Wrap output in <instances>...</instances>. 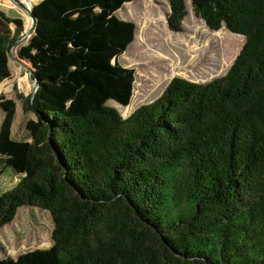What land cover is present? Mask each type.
Here are the masks:
<instances>
[{"label":"trees","instance_id":"1","mask_svg":"<svg viewBox=\"0 0 264 264\" xmlns=\"http://www.w3.org/2000/svg\"><path fill=\"white\" fill-rule=\"evenodd\" d=\"M132 1L30 0L36 121L14 139L15 103L1 101L0 165L18 181L0 190V227L21 206L47 210L52 245L0 264H264V0H191L209 29L244 37L239 53L222 77H173L123 118L107 102L133 94L118 58L136 26L115 14ZM167 1L179 31L185 0ZM9 23L0 10V60Z\"/></svg>","mask_w":264,"mask_h":264},{"label":"rangeland","instance_id":"2","mask_svg":"<svg viewBox=\"0 0 264 264\" xmlns=\"http://www.w3.org/2000/svg\"><path fill=\"white\" fill-rule=\"evenodd\" d=\"M15 1L30 8V0H0V10L10 20L12 40L3 50L0 70L7 77L0 83V100L15 103L12 124L14 139H28L27 123L36 121L32 111H25V98H33L36 89L29 65L21 57V50L33 35L31 18ZM40 0H32L33 6ZM187 14L179 31H172L167 24L169 5L167 0H133L125 3L115 14L135 23V39L118 58L125 67L133 68L135 81L129 108L114 101L107 105L115 108L120 116L128 117L135 109L156 100L173 77L195 83H206L225 75L239 53L244 37L233 35L224 26L209 29L185 0ZM31 8V10H32ZM31 13V11H30ZM29 20V21H28ZM173 69L175 73H173ZM5 110L0 104V126ZM9 169L0 165V190L6 191L17 181ZM53 220L49 211L21 206L14 219L0 227V259L17 258L21 253L47 248L52 245Z\"/></svg>","mask_w":264,"mask_h":264},{"label":"water","instance_id":"3","mask_svg":"<svg viewBox=\"0 0 264 264\" xmlns=\"http://www.w3.org/2000/svg\"><path fill=\"white\" fill-rule=\"evenodd\" d=\"M15 3H17L24 11H26L27 13H29V15H30V18H31V21H32V23H31V29H33V25H34V21H33V18H32V15H31V13H30V11H27L26 9H25V7H24V5H22V3H19V2H17V1H15ZM115 59H114V63H115ZM34 80V82H35V89L37 90V83H36V80L35 79H33Z\"/></svg>","mask_w":264,"mask_h":264},{"label":"bare ground","instance_id":"4","mask_svg":"<svg viewBox=\"0 0 264 264\" xmlns=\"http://www.w3.org/2000/svg\"><path fill=\"white\" fill-rule=\"evenodd\" d=\"M172 72L175 73V70L173 69ZM124 108H125V109L129 108V105L125 106Z\"/></svg>","mask_w":264,"mask_h":264}]
</instances>
